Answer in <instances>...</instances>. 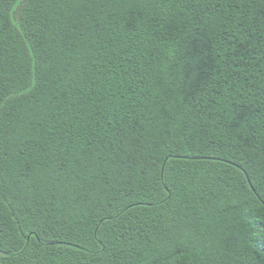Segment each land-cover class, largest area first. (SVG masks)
<instances>
[{
	"label": "trees",
	"instance_id": "16d2710c",
	"mask_svg": "<svg viewBox=\"0 0 264 264\" xmlns=\"http://www.w3.org/2000/svg\"><path fill=\"white\" fill-rule=\"evenodd\" d=\"M0 264H264V0H0Z\"/></svg>",
	"mask_w": 264,
	"mask_h": 264
}]
</instances>
